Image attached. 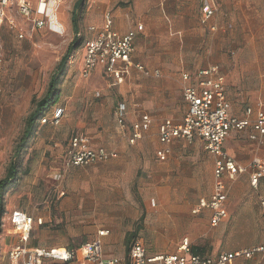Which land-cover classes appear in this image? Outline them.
<instances>
[{"label": "crops", "instance_id": "0c3cea01", "mask_svg": "<svg viewBox=\"0 0 264 264\" xmlns=\"http://www.w3.org/2000/svg\"><path fill=\"white\" fill-rule=\"evenodd\" d=\"M22 1L30 5L32 10H37L40 3V0ZM202 4L203 0H87L86 3L81 25L83 27L79 29L82 40L93 38L95 34L90 32V28H102L107 15H111L113 29L119 35L124 36L131 30L137 32L132 59L151 72L150 82L144 88V91L151 95L147 94V102L143 98L139 101L130 99L128 105L122 101L127 106L128 114L125 128H120L123 130V137L128 135L130 139L133 131L132 125L139 122L143 116L151 118V129L145 132V138L150 143L153 142L156 146H160L156 152L158 159V152L166 148L160 143V134L157 135L159 125L167 119L179 124L188 113L182 91L183 73L194 74L200 70L218 66L226 78L227 99L231 107V116L248 119L250 123H254L264 111V55L259 49L253 51L249 48L247 36V31L252 28H257L260 25L264 28V0L256 2L255 0H213L215 13L208 20L204 19ZM61 5L62 0H55L48 5V19L57 22V25L60 20L59 16L61 18V10L65 7ZM10 9L9 7L6 10V21L0 31L5 25H8ZM19 16L25 23L31 25L20 14ZM139 26L143 27L142 31H137ZM29 29L30 31L20 34L23 35L21 39L32 37L38 30L32 25ZM236 31L240 32L239 41L234 33ZM82 40L80 57L77 62L78 73H80L82 65ZM141 75L143 74L141 73ZM95 77L103 79L108 89L112 88L111 81L105 75L102 67H98L89 79ZM123 85L129 89L137 85L143 88L140 72L132 68L125 82L117 87ZM140 91L143 92L141 89ZM63 110L65 111V109ZM248 111L251 113L248 114ZM64 118L65 115L61 122ZM39 124L45 126L40 122ZM51 126L53 125L51 124ZM252 134L253 129L250 127L244 132H231L225 140L226 153L241 165L245 172L234 180L229 176L225 177L229 192L225 205L227 217L217 227L210 224L211 210L205 209L200 214H192L203 198L209 200L214 194V169L217 158L206 152V149H203L205 152L199 151L196 158L200 161L205 160L204 167L208 183L203 193L194 191L192 205L187 192L186 202L181 206L175 204L179 199L177 194L173 197L170 196L169 208L162 206V196L160 195L153 201L158 221L162 222L169 218L168 221L172 222L175 219H182L190 223V228L187 233H184L186 237L184 239H189L195 254L203 257H217L224 252H237L241 249L264 245V210L261 206V203L264 202V178L260 180L257 187L253 188L251 185L253 173L251 165L255 158L264 159V144L260 145L256 141L250 140ZM77 136L80 135L73 137ZM177 140L179 139L174 140L173 143ZM121 141V146L124 148L125 144H123V140ZM90 145L95 149L104 148L116 154L115 158L95 165L106 164L117 159L119 147L114 150L104 146L98 147L92 140ZM172 145L166 161L172 155ZM170 174L174 175V172L168 174L171 179ZM158 177L160 181L161 176ZM174 183L175 179H172V183L168 187L169 191L173 189L175 191ZM160 185V182L154 185V193L158 194V191L160 193ZM193 186L195 187V185ZM86 194L76 193L61 200L57 208L60 213L59 220L57 218L58 223L47 211L48 207H45L43 211L36 210L29 214L27 211L15 209L11 204L7 205L6 223L4 225L2 223L0 229V263L12 264L9 252L18 245V236L13 228L7 227L6 224L8 221L10 222L12 212L19 210L35 220H43L42 225L35 223L33 226L31 238L25 244L26 248L30 250L70 249L76 253V257L67 263L43 260L42 264H91L80 260L79 250L86 243L97 240L103 246L105 258L118 259L128 264L129 252H127L125 241L129 234L137 231V228H140L137 235L140 233L142 230L140 223L144 220L145 213L140 217L139 211L135 210V219L140 217V223L137 224L135 231L129 232L133 229L135 220L127 221L121 215L115 216L112 209L102 210L99 215L95 208L93 211H88L89 214L85 208ZM88 194L91 195V193ZM62 196L65 197V193H62ZM173 199L175 203L174 201L172 203ZM97 203L99 204L100 201ZM85 212L88 213L87 217L83 216ZM168 212L170 217L167 215ZM53 222L57 225L62 223L65 226L54 227ZM70 222L75 223L73 225L79 229L72 228ZM103 230H109L110 234L100 238L99 233ZM125 230L126 232H122ZM7 236L11 237L10 245L8 249L1 248L2 240ZM182 241L171 253L151 255L147 252L148 256L171 255L177 251ZM234 264H264V254L257 255L253 260L239 258Z\"/></svg>", "mask_w": 264, "mask_h": 264}, {"label": "rangeland", "instance_id": "374dc122", "mask_svg": "<svg viewBox=\"0 0 264 264\" xmlns=\"http://www.w3.org/2000/svg\"><path fill=\"white\" fill-rule=\"evenodd\" d=\"M77 2L79 0H62L61 6L65 7L61 10L58 24L62 28L57 22L48 19L45 29L37 30L32 37L21 39L19 35L30 31L31 25L19 16L18 0H11L8 15L15 21L16 28L5 25L0 31V179L7 172L16 145L24 132L26 120L35 108V101L45 97L51 75L71 50L60 97L45 115L49 118L52 110L62 107L66 111L65 118L58 126H40L38 123L37 132L22 153L17 185L4 197L5 212L9 204L29 214L48 207L47 211L58 223L60 213L57 208L61 200L76 193H87V212L96 208L100 215L102 210L112 209L115 216L121 215L127 221L135 220L133 229L129 232L136 230L141 214L145 213L144 220L140 223L142 230L132 239L131 244L139 240L151 255L171 253L186 238L184 233H187L190 223L182 219H175L173 223L168 221L169 218L158 221L153 201L160 195L162 206L169 208L170 196L177 194L179 202L177 200L175 203L173 199L172 203L174 201L177 206H181L186 202L187 192L192 205L194 191L203 193L208 183L205 160L200 161L196 156L199 151L205 150L204 142L198 138L191 142L177 140L172 145V155L168 161L163 162L156 155L160 146L150 143L145 134L134 145L129 143L128 135L123 137V130L116 123V105L122 101L128 105L130 99L139 101L143 98L147 102L146 96L151 93L145 92L144 88L151 77L140 73L143 88L137 85L129 89L123 85L108 89L101 78L85 80L79 76L77 62L81 47L79 42H75L74 25L79 29L83 27L81 25L87 0L76 11L74 19L72 13ZM234 33L238 39L240 32ZM247 36L249 48L253 51L259 49L264 55V28L261 25L252 28L247 31ZM76 135L87 137L89 143L92 140L98 147L113 150L119 147L117 159L101 165H69V142ZM157 135L159 136V131ZM121 140L125 144L124 148ZM204 150L203 152L206 151ZM170 172H174V175L170 174L171 179L168 175ZM158 176H161L160 181ZM172 179H175V191L168 190ZM159 182L161 190L156 194L153 187ZM62 193H65V197ZM135 210L140 213L138 219H135ZM87 212L84 217L90 214ZM167 215L170 217L169 212ZM6 217L5 213L3 225ZM53 224L54 227L65 226L62 223ZM69 224L72 228L79 229L73 225L75 223ZM6 225L12 227L9 221ZM10 242L11 237L7 236L2 240L1 248L8 249Z\"/></svg>", "mask_w": 264, "mask_h": 264}, {"label": "built area", "instance_id": "2783aa9c", "mask_svg": "<svg viewBox=\"0 0 264 264\" xmlns=\"http://www.w3.org/2000/svg\"><path fill=\"white\" fill-rule=\"evenodd\" d=\"M54 1L40 0L37 10H32L30 5L19 0L17 9L19 14L31 23L33 28L43 30L46 28L49 18L48 5ZM212 1L203 0L205 20L210 19L215 13ZM9 7H11V0H0V29L6 21V10ZM8 25L11 28H16L14 20H8ZM102 26V28L91 27L90 32L95 36L82 40L83 55L80 77L89 79L98 67L103 68L105 75L111 81V87L122 85L132 68L149 77L151 72L132 59L137 32L131 30L124 36L119 35L113 29L111 15L105 17ZM142 30L143 27L139 26L137 31ZM19 38H23V35H20ZM182 80L184 82L183 97L188 113L179 124L167 119L159 125L160 143L166 148L158 152V157L160 160L166 161L171 152L170 146L176 139L191 142L198 138L204 142L206 151L217 158L214 169V194L209 200L203 198L193 213L200 214L205 209L211 210L210 224L217 227L227 217L225 205L229 192L225 177L229 176L230 179L234 180L238 175L245 172V169L226 153L224 149L225 140L231 132H244L251 127L253 134L250 136V140L263 145L264 111L254 123H250L248 119L231 116V107L227 99L226 78L218 66L203 69L194 74L183 73ZM52 112L49 118L45 116L40 121L42 125L49 123L53 126L60 125L65 111L56 107ZM250 113L251 111H248V114ZM127 114L126 104L124 102L118 103L115 113L116 123L123 129ZM151 124L152 119L148 116H143L139 122L134 123L129 143L136 144L143 137V134L151 129ZM69 145L67 162L75 167L91 166L116 157L114 152L104 148H93L85 136L73 137L70 139ZM251 168L253 169L251 185L254 188L264 178V159L255 158ZM261 206L264 210V202L261 203ZM10 223L16 236H18V245L9 252L12 264H42L43 260L67 263L76 257V253L70 249L30 250L25 247L33 233V226L35 223L42 225V219L35 220L18 210L12 212ZM109 234V230H103L99 233V237L103 238ZM263 254L264 245H259L237 252H224L217 257H203L193 252L189 239H184L175 253L150 257L145 245L138 240L132 244L128 264H234L239 258L253 260L257 255ZM79 256L82 262L91 264H126L118 259L105 258L103 246L99 240L83 245L79 250Z\"/></svg>", "mask_w": 264, "mask_h": 264}, {"label": "trees", "instance_id": "16d2710c", "mask_svg": "<svg viewBox=\"0 0 264 264\" xmlns=\"http://www.w3.org/2000/svg\"><path fill=\"white\" fill-rule=\"evenodd\" d=\"M84 1L85 0H79V2L75 4L74 11L72 13V18L75 19L76 11L80 10ZM74 19L72 20L73 24L75 22ZM74 27L76 30L75 42L76 44H78L79 42L81 45L82 35L79 32V27H77V25H74ZM70 56L71 50L67 52V54L62 59V63L56 68L55 72L51 75V80L48 84L45 97L39 101H35V108L32 111V114H30L26 120L24 132L16 145V150L7 169V172L5 176L0 179V229L2 225V219L5 214L6 202L4 197L17 185L19 179L20 160L22 157V153L26 150L27 145L33 139L35 133L37 132L38 123L44 118L47 113L46 111L49 109V107L57 103V100L60 97L59 94L61 91V87L65 81V76L68 70V63L70 62ZM139 230L140 228H137L136 232L131 233L127 236L125 241L127 252H130L132 247L131 241L132 239H135L137 237V233L139 232Z\"/></svg>", "mask_w": 264, "mask_h": 264}]
</instances>
